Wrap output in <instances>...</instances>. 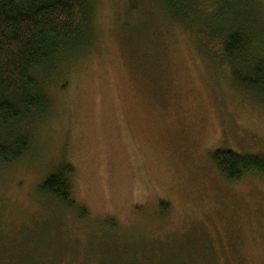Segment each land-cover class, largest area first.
Here are the masks:
<instances>
[{"label": "rangeland", "instance_id": "1", "mask_svg": "<svg viewBox=\"0 0 264 264\" xmlns=\"http://www.w3.org/2000/svg\"><path fill=\"white\" fill-rule=\"evenodd\" d=\"M83 38L40 73L24 156L0 162V264H264V177L213 160L264 154V96L203 61L161 0H96ZM66 165L71 206L42 188Z\"/></svg>", "mask_w": 264, "mask_h": 264}, {"label": "trees", "instance_id": "2", "mask_svg": "<svg viewBox=\"0 0 264 264\" xmlns=\"http://www.w3.org/2000/svg\"><path fill=\"white\" fill-rule=\"evenodd\" d=\"M95 1L0 0V162L17 161L29 148L28 134L16 131L49 106L40 73L72 60L88 45L83 37L91 34ZM161 2L203 61L224 70L236 86L264 96V38L255 24L264 0ZM213 160L228 180L249 173L264 177V154L218 148ZM72 174L73 167L66 165L42 188L71 206Z\"/></svg>", "mask_w": 264, "mask_h": 264}]
</instances>
